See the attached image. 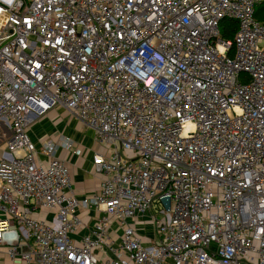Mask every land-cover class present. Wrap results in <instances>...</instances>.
Wrapping results in <instances>:
<instances>
[{
	"label": "built area",
	"instance_id": "obj_1",
	"mask_svg": "<svg viewBox=\"0 0 264 264\" xmlns=\"http://www.w3.org/2000/svg\"><path fill=\"white\" fill-rule=\"evenodd\" d=\"M263 3L0 0V262L264 264ZM58 107L100 143L93 194L29 137L28 116ZM146 213L151 246L129 223Z\"/></svg>",
	"mask_w": 264,
	"mask_h": 264
},
{
	"label": "crops",
	"instance_id": "obj_2",
	"mask_svg": "<svg viewBox=\"0 0 264 264\" xmlns=\"http://www.w3.org/2000/svg\"><path fill=\"white\" fill-rule=\"evenodd\" d=\"M60 111H56L55 109L50 111L47 115L41 116L40 118H44L43 122H35L33 125V130L29 128L31 120L37 118V116L30 115L27 118V129L28 134L30 136L31 141L37 146L40 147L41 144L46 140H52L50 137L52 134H56V137L59 136V141L57 143V152L56 156L62 160H64L71 172L73 187L76 194L79 197H84L86 195L93 194L97 191L99 185V176L94 173L93 168V156L97 150H84L81 154L79 152L77 154L74 153L73 150L64 146L62 141L64 138H69L72 142L74 140L71 137H67L63 133H60L59 130L56 128L62 119L59 117ZM69 117V115H68ZM67 117V118H68ZM76 120V119H74ZM47 121V123H45ZM81 123V122H80ZM83 125V123H81ZM53 141V140H52ZM2 145V142H0ZM76 146L79 145L76 143ZM101 149V148H100ZM40 159L46 160L44 155H40ZM45 214H35L36 217H43ZM100 216V213L91 210L86 212L83 215L84 224L83 227L74 235V239L79 241L81 237L86 234H89L94 226L96 219ZM129 223L137 230L140 234L143 243L146 246H151L156 242L158 237L157 228L155 223L152 219L150 213H146L140 215L134 219H130ZM110 235L111 238L119 244L120 237L122 234V228L120 227L118 221L112 220L110 226ZM98 256L101 258H111V254L108 250L102 249L97 251ZM0 264H24L19 261H10L7 258H2ZM30 264H38L37 262H32Z\"/></svg>",
	"mask_w": 264,
	"mask_h": 264
},
{
	"label": "rangeland",
	"instance_id": "obj_3",
	"mask_svg": "<svg viewBox=\"0 0 264 264\" xmlns=\"http://www.w3.org/2000/svg\"><path fill=\"white\" fill-rule=\"evenodd\" d=\"M55 110L60 111L59 117L62 119V122H60L56 128L59 130L60 133H63L67 137H71L74 140V143H77L79 145V154H81L86 149L91 151L97 149L101 150L100 143L96 140V135L93 129L89 128L88 126H85L84 124L82 125L78 119L72 117L71 114H69L63 108L58 107L55 108ZM48 113L49 112L43 114L42 116L47 115ZM40 117L37 116V118L31 120L29 126L30 129L32 128L31 130H33V124L35 122H43L42 120H44V118ZM45 123H47V121H45ZM50 138L55 143L59 141V136L56 137V134H52ZM5 149L6 148L4 144L0 145V158L2 157V154Z\"/></svg>",
	"mask_w": 264,
	"mask_h": 264
},
{
	"label": "trees",
	"instance_id": "obj_4",
	"mask_svg": "<svg viewBox=\"0 0 264 264\" xmlns=\"http://www.w3.org/2000/svg\"><path fill=\"white\" fill-rule=\"evenodd\" d=\"M256 15L258 19L264 20V3L258 6ZM223 25L224 31L222 37L224 39H232L236 32L237 23L233 20H224Z\"/></svg>",
	"mask_w": 264,
	"mask_h": 264
}]
</instances>
